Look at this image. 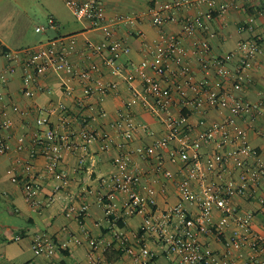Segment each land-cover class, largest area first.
I'll use <instances>...</instances> for the list:
<instances>
[{"label":"crops","instance_id":"0c3cea01","mask_svg":"<svg viewBox=\"0 0 264 264\" xmlns=\"http://www.w3.org/2000/svg\"><path fill=\"white\" fill-rule=\"evenodd\" d=\"M173 1L105 0L107 21L120 15L129 18L112 24L114 36L123 39L131 48L128 54L119 59L124 67L122 74L113 72L111 67L105 64L106 52L92 58L86 55L89 51L88 44L100 43L106 33L102 27L95 26L88 19L76 18L77 23L69 20L61 5V2L65 3L74 15L69 0H41L44 9L40 7L39 13L36 11L32 13L25 4H18L1 18L3 20L2 23L0 21V41L7 51L36 46L58 36L71 37L76 40V51L72 59L77 67L83 68L95 62L102 67L100 77L104 81H117L118 86L106 94L91 97L87 106L81 107L78 99L84 92L83 83L73 77L70 71L50 70L38 76L34 85L35 92L28 96L23 92V62L17 63L5 87L7 98L0 103V112L6 108L13 120V126L3 132L9 135L11 149L6 153L0 152V264L7 262L45 264L48 261L46 255L37 254L32 248L35 235L42 231H47L55 237L57 247L52 259L60 261L61 264H143L144 256L141 254L138 239L145 215L138 213L123 216L115 224L112 217L106 214L101 197L106 201L107 196L111 195L118 205L117 213H120L127 196L123 192L112 191L104 179L120 170L116 159L121 153L133 151L131 163L128 165L130 169L139 166L152 175L155 174L156 159L144 158L137 149L146 147L153 143L155 138L166 134L167 127L162 116L153 110L151 96L134 105L128 106L126 103L135 90L143 91L142 71L137 65L144 59L154 57L161 45V32L179 34L181 31V22L166 21L162 25H156L153 21L152 8ZM45 9L47 16H44ZM205 9L206 6H192L184 9L180 16H195ZM51 16L57 20L58 28L37 31L36 27L39 24H46ZM209 22V30L215 35L210 36L209 32L201 29L196 37L184 39V44L190 49L189 57L168 64L176 71L188 65L199 83L213 80L215 69L213 64H204L200 61L196 53L197 41L208 39L211 52L215 55L234 51L239 40L249 37H259L264 47V0H236L235 5L226 14L217 15ZM34 24L33 31L31 27ZM7 63L6 54H0V71ZM145 71L156 75L150 68ZM179 78L182 87L189 90L183 78L180 76ZM226 85L233 88V79H228ZM263 91L264 54H260L256 57L248 78L244 79L242 87L236 88L235 92L246 100L258 101L263 98ZM178 98L180 100V95ZM13 104H17L19 110L15 111ZM43 110L49 115L50 125L61 133H72L74 141H81L80 133L86 121L99 131L108 130L114 141L109 149L103 148V142L97 138L90 141L86 153L80 148L63 150L60 169L67 174L65 179L49 171L48 159L45 156L34 158V169L41 185L38 199L42 204V207L36 210L26 199L23 182L13 181V176L17 175L20 179L26 176L23 161L29 157V151L28 149L19 151L17 146L21 143L22 136H25L24 143L28 144L34 133L39 130L37 117ZM103 110L106 111V116L101 115ZM122 111H130L137 124L133 139L130 141L123 135L124 126H115L120 121ZM174 112L177 113V109H174ZM230 113V108L221 110L206 107L200 112L191 113L189 120L195 124V131L199 132L205 124L222 120ZM254 123L255 126L250 127L243 119H239L237 125L249 127L248 137L251 145L257 151H261L264 143V113L258 114ZM142 124H148L149 129L145 131ZM174 144L162 149L161 155L166 167L179 172V161L170 155ZM215 149L214 144L204 147L206 155ZM83 155L85 157L82 160ZM229 168V174L238 178L239 168L233 163ZM57 185H60V188H57ZM155 187L158 189L159 208L164 209L180 200L173 181H166L165 191H160V184H156ZM261 193L264 195V188ZM52 196L55 198L50 202ZM235 201L244 209L254 210L256 213L254 227L264 231L262 204L257 199L242 197H237ZM85 202L90 205L89 211L86 216H81L78 210ZM71 206L76 210L72 215H68ZM216 215L218 216V213ZM118 229L125 233L132 252L127 251L117 238L115 233ZM230 231L231 228L228 229V232ZM94 239L99 241L97 247H93ZM202 239L219 254L226 252L224 238L210 234L203 236ZM145 243L154 253V264L170 263L164 245L156 237L147 238ZM233 255L238 259H249L252 264H259L264 253L245 246L234 250Z\"/></svg>","mask_w":264,"mask_h":264},{"label":"built area","instance_id":"2783aa9c","mask_svg":"<svg viewBox=\"0 0 264 264\" xmlns=\"http://www.w3.org/2000/svg\"><path fill=\"white\" fill-rule=\"evenodd\" d=\"M235 1L174 0L170 4L152 8L156 25H162L166 21L181 22V31L179 34L161 32V45L154 57L144 59L137 65L142 71L143 91L135 90L126 104L134 105L151 96L152 108L162 116L167 132L155 138L153 143L146 147L137 149L144 158L156 159L154 175L139 166L132 169L128 167L132 151L121 153L116 159L120 170L104 179L112 191H120L127 196L120 213H117L118 205L111 195L107 196L106 201L101 197L106 214L112 217L115 224L123 216L138 213L145 215L138 239L141 254L144 256L143 264H154V253L145 243L149 237H156L164 245L170 259L169 264H252L249 259L236 258L233 251L249 246L264 253V231L254 227L256 213L254 210L244 209L235 201L237 197L257 199L264 208V195L261 193L264 188V143L261 151H257L249 141V127L237 125L238 120L243 119L250 127L255 126L257 115L264 113V91L263 98L258 101L246 100L235 92L236 88L242 87L244 79L248 78L256 57L264 54L261 39H241L234 51L220 55L211 52L208 39L197 41L196 53L200 61L213 64L215 69V78L205 83L197 81L188 65L177 71L168 65L171 61L189 57L190 49L184 44V39L196 37L201 29L214 36L215 33L209 30V21L217 15L226 14L235 5ZM104 2L105 0H69L76 18L88 19L95 26L102 27L106 33L100 43L88 44L89 51L86 55L92 58L106 52L105 64L110 66L113 72L122 74L124 67L119 59L128 54L131 48L123 39L114 36L112 24L129 18L120 15L107 21ZM192 6H206V9L195 16H180L184 9ZM51 28H58V22L53 16L49 17L46 24L38 25L36 30L44 32ZM74 51L76 40L66 36L51 38L36 46L7 51L8 63L0 71V103L7 98L5 87L19 61L23 62L24 67L23 92L28 96L34 94L38 76L50 70L70 71L73 77L83 83L84 92L78 99L81 107L87 106L91 97L106 94L118 86L117 81H104L100 77L102 67L95 62L83 68L77 67L72 59ZM147 68L152 69L156 75L147 73ZM179 76L183 78L189 90L182 87ZM228 79H233L234 89L226 85ZM206 107L221 110L230 108L231 113L222 120L205 124L201 131L196 132L195 124L189 120L190 114L200 112ZM13 109L19 110V106L13 104ZM65 109L63 106V110ZM174 109H177V113ZM101 115L106 116V111L103 110ZM120 117L115 126H124L123 135L130 141L137 124L130 111H122ZM37 124L39 130L34 133L29 143H24L25 136H22L21 143L17 146L19 151H29V157L23 161L26 176L22 179L17 175L13 176V181L23 182L26 199L36 210L40 209L42 204L38 199L41 185L34 169V158L45 156L48 159L49 171L65 179L67 174L60 169L63 150L80 148L86 153L90 141L97 138L103 142V148L109 149L114 141L108 130L99 131L92 127L89 121H86L82 128L81 141H74L72 133H61L50 125L46 110L37 117ZM12 126L13 120L9 112L3 108L0 112L2 153L11 149L9 135L3 132ZM141 126L145 131L149 129L148 124ZM173 143L175 144L170 150V155L179 161V172L166 167L161 155V150ZM209 144H214L216 149L206 155L204 147ZM84 157L83 155L82 160ZM231 163L240 170L238 178L229 174ZM168 180L173 181L178 189L180 200L161 209L158 207V189L155 185L160 184V191H165ZM57 188H60V185H57ZM54 198L50 197L49 201ZM89 207L88 202L83 203L78 210L79 215L86 216ZM75 210L76 208L71 206L68 215H72ZM115 234L126 250L132 252L125 233L118 229ZM210 234L224 238V254L216 252L202 239ZM92 244L97 247L99 241L94 239ZM56 247L55 237L47 231L37 233L33 239V250L48 258L45 264H61L60 261L52 259ZM259 264H264V256L259 260Z\"/></svg>","mask_w":264,"mask_h":264},{"label":"rangeland","instance_id":"374dc122","mask_svg":"<svg viewBox=\"0 0 264 264\" xmlns=\"http://www.w3.org/2000/svg\"><path fill=\"white\" fill-rule=\"evenodd\" d=\"M22 2V3H21ZM18 4H20V5H23V4H25L26 5V7H28L30 10H31V12L32 13H35V11L37 12V13H39L38 12V9L41 7V8H43L44 9V5L42 4V2H41V0H20V1H18V0H0V21H1V23H2V20L3 19H1L3 16H4V14L5 13H7V12H9V11H12L13 10V8L14 7H16ZM61 5H62V7H63V9L66 11V17L69 19V20H71V21H73V22H75V23H77V19H76V17L70 12V10L68 9V7L66 6V4L65 3H63V2H61ZM44 16H47V10L45 9V14H44ZM40 25V24H39ZM35 24H34V26L33 27H31V29L33 30H35ZM33 30V31H34ZM36 33V32H35ZM43 34H45V33H43ZM42 35V34H41Z\"/></svg>","mask_w":264,"mask_h":264},{"label":"trees","instance_id":"16d2710c","mask_svg":"<svg viewBox=\"0 0 264 264\" xmlns=\"http://www.w3.org/2000/svg\"><path fill=\"white\" fill-rule=\"evenodd\" d=\"M6 54L7 53V49L6 47H4L2 44H1V41H0V54Z\"/></svg>","mask_w":264,"mask_h":264}]
</instances>
